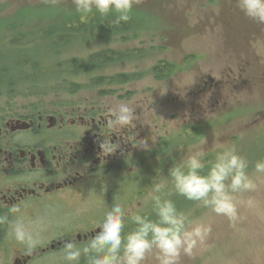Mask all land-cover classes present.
<instances>
[{"label": "rangeland", "instance_id": "rangeland-1", "mask_svg": "<svg viewBox=\"0 0 264 264\" xmlns=\"http://www.w3.org/2000/svg\"><path fill=\"white\" fill-rule=\"evenodd\" d=\"M203 1L216 9L218 4L226 0ZM198 2L141 0L134 6L131 20L115 26L111 24L112 17H101L99 14L81 17L75 11L72 0H0V76L5 74L2 68L12 70L17 60H23L22 64L32 60L40 62L34 79L27 76L29 65H21L25 73L12 86L5 84V81L0 82V118L25 116L43 107L63 109L71 105L88 104L108 111L117 103H129L136 108L133 123L142 130L143 139L149 145V139L162 125L173 127L168 138L173 136V145L159 152L160 173L152 185L154 182L170 180L169 168L173 163H179L190 151L203 147L210 160L219 144H235L250 161L249 172L253 173L255 162L264 159V85L248 83V89L238 87V82H224L220 97L207 102L205 117L208 124L198 125L200 135L192 133L189 137L181 129L184 122L190 119L186 104L193 88L191 83L200 79L205 70L218 77L227 76L229 71L222 61L199 68L185 59L188 51L195 49L194 39L188 37L192 25L196 21L207 24L211 19L215 22L217 15L209 9L197 14L194 8ZM43 3L44 6H33ZM23 5L30 6L21 13L19 8ZM69 14L78 16L79 20L71 26L76 24L80 28L74 32L76 38L68 47L58 49L56 46L57 54L47 51L51 48L45 45L37 46L41 50L38 51L32 45L15 46L8 42L22 29L29 31L30 36L32 33L46 35L50 30H57L59 26H64L62 19ZM209 41L205 37L200 45L206 48ZM254 49L258 56L264 57V38L257 41ZM104 52L114 53L117 59L109 62L93 61L94 70L85 69L78 74L56 69L58 62L63 63L74 57L92 58ZM204 54L206 57L201 59L203 63H213L210 60L216 53L210 50ZM166 59L176 64L179 62L182 68L173 74L160 75L162 69L153 71ZM192 68H198V71L191 73ZM127 76H133L134 79L129 80ZM17 139H21V136ZM162 146L161 142L160 149ZM165 159L167 165L162 168ZM257 184L255 192L239 195L240 200L253 199L255 206L248 208L241 205L240 219L235 225L230 224L226 217L217 216L198 206L196 202L182 199L178 202L179 209L190 212L193 218L204 220L212 228L206 243L198 246L192 256L182 255L179 264H264V178L257 180ZM151 188L148 186L144 189L140 198L134 193H122L124 198L119 203L125 204L129 210V226L132 213L153 215L152 202L148 196ZM168 188H171L170 183ZM139 201L141 205L137 206ZM113 203L115 199L111 189L104 183L77 190L69 198L38 202L31 208H23L22 213L29 220L42 218L45 242L38 248H46L67 237L81 244L86 242L76 235L96 230L103 213ZM78 209L81 210L79 215L76 214ZM62 246L34 256L28 264H63ZM21 255H26L24 248L12 238L0 245V264H23L18 260ZM81 264L86 262L82 259ZM145 264H158L155 254Z\"/></svg>", "mask_w": 264, "mask_h": 264}, {"label": "flooded vegetation", "instance_id": "flooded-vegetation-1", "mask_svg": "<svg viewBox=\"0 0 264 264\" xmlns=\"http://www.w3.org/2000/svg\"><path fill=\"white\" fill-rule=\"evenodd\" d=\"M198 1L194 8L197 14L209 9L217 15L215 22L209 17L207 24L196 21L192 25L188 37L194 39L195 49L188 51L185 59L199 68L222 61L229 71L223 78L205 70L192 84L186 104L190 119L181 127L189 137L192 133L200 134L193 125L205 123L207 102L220 97L224 82H238V87L264 84V57L258 56L254 49L257 41L264 38V25L245 17L229 0L218 4L216 9ZM205 37L210 41L203 48L200 42ZM210 50L216 53L210 60L213 63H203L204 53ZM164 61L160 75L173 74L182 68L179 62L178 65L169 59ZM192 69L191 73L198 71ZM109 118L108 111L88 104L63 109L43 107L25 116L0 118V214L7 213L13 205L31 208L38 202L69 198L77 190L104 183L109 185L115 203L124 198L122 193L142 197L144 189L152 187L160 173L159 152L173 145V136L168 139L173 127L162 125L149 139L150 145L147 141L149 148L145 149L137 145L144 140L138 126L133 123L124 129H111ZM104 140L118 143L113 144L114 149L119 147L113 153L102 152ZM166 161L162 167L167 165ZM140 205L141 201L137 206ZM9 239L8 226L0 225V245ZM18 260L25 264L22 256Z\"/></svg>", "mask_w": 264, "mask_h": 264}, {"label": "clouds", "instance_id": "clouds-1", "mask_svg": "<svg viewBox=\"0 0 264 264\" xmlns=\"http://www.w3.org/2000/svg\"><path fill=\"white\" fill-rule=\"evenodd\" d=\"M140 2L72 0L81 17L92 14L112 17L111 24L115 26L129 22L134 6ZM229 3L248 19L264 25V0H229ZM108 111L107 123L111 129L127 128L136 118V108L129 103H117ZM113 144L118 143L104 140L102 152L113 153L119 147L114 149ZM137 145L149 148L146 140ZM207 157L208 152L200 147L190 151L179 163H173L168 170L170 180L154 182L148 194L154 215L132 213L131 227L127 206L113 203L99 220V230L86 242L66 240L63 243V264H81L82 259L86 264H145L153 254L158 264H179L182 255L192 256L198 246L206 243L212 228L204 220L193 218L190 212L179 209L171 198L174 194L196 202L217 216L226 217L235 225L240 219L241 205L255 206L253 199L240 200L239 195L257 190V180L264 178V159L255 162L253 174L249 172L250 161L235 144L216 145L214 157L210 160ZM80 213L78 209L76 214ZM5 224L9 237L26 253L31 254L43 246L45 227L41 217L29 220L23 215L21 206L13 205L7 213L0 214V225Z\"/></svg>", "mask_w": 264, "mask_h": 264}, {"label": "trees", "instance_id": "trees-1", "mask_svg": "<svg viewBox=\"0 0 264 264\" xmlns=\"http://www.w3.org/2000/svg\"><path fill=\"white\" fill-rule=\"evenodd\" d=\"M45 4H37V5H33L34 7H40V6H44ZM30 6V5H28ZM27 5H23L22 7H20V12L24 13V11L27 10L28 8ZM79 20L78 16L72 14V15H66L64 16V18L62 19V23H63V27H60L57 30H50L48 31V33L46 35H39L37 33H32L31 36L29 35V31H25V30H19L14 34V39L9 40V44H13L15 46H28V45H32L34 46V48L36 50H38L37 46L40 45H45L49 48H51L50 50L47 51H51L55 54L58 53V49H60V47H63V49H65L66 47H68V45L75 40L76 38V34H74V32H76L80 27H76V24L72 27L71 24L74 22H77ZM35 38V39H32ZM56 46H58V49L56 50ZM31 51V48L29 49ZM41 51V50H38ZM114 53L112 52H104V53H98L96 55H94L92 58H88V57H74V58H70L65 60V62L61 63L58 62L57 63V70H63L64 72L70 73V74H78L80 71L82 70H94L95 66L93 64H91L93 61L94 62H109V61H113L116 60V56L113 55ZM128 55V54H126ZM120 58H122V53H120ZM30 61V60H29ZM23 60H17L13 63V69L12 70H8L7 68H2L5 70V74L0 76V82L2 83L3 81H5L4 83L7 84L8 86H12L14 84L15 81H17V79L20 78V76L24 75L25 70L23 67H21V65L24 66H28V74L27 76L30 78L37 77L36 75V69L38 68L40 62L38 61H30V63H23ZM170 64V63H168ZM156 69L161 70V66H155L153 68V71H155ZM129 80L134 79L133 76H127ZM116 82H122V81H127V80H114ZM73 90L75 88H72ZM196 130L198 131V128H196ZM206 171V170H205ZM182 200H186L184 197L179 196V195H175L173 197V200L176 202L177 207H179V203ZM150 216H153L152 214H149ZM131 227V224L130 226Z\"/></svg>", "mask_w": 264, "mask_h": 264}, {"label": "water", "instance_id": "water-1", "mask_svg": "<svg viewBox=\"0 0 264 264\" xmlns=\"http://www.w3.org/2000/svg\"><path fill=\"white\" fill-rule=\"evenodd\" d=\"M26 127H27V126H19L18 128H26ZM98 230H99V228L96 229L95 231H98ZM95 231H92V232L90 233V235H91V236L94 235ZM87 237H88V234H85L84 236H82L81 234L78 235V238H79V239H83V238H84V239H87ZM68 240H69V239H68ZM65 241H66V240H64V241H57V242H55V243H52L48 248H45V249H43L42 251H46V250H48V249H55L57 246H62L63 243H64ZM32 254H33V255H36V254H37V251H34ZM27 257L29 258V257H31V255L28 254Z\"/></svg>", "mask_w": 264, "mask_h": 264}]
</instances>
